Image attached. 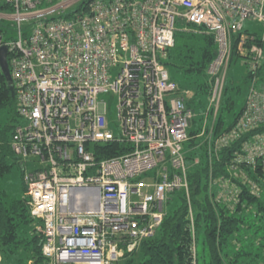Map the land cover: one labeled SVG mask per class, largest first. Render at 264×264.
Listing matches in <instances>:
<instances>
[{"label":"built area","instance_id":"obj_1","mask_svg":"<svg viewBox=\"0 0 264 264\" xmlns=\"http://www.w3.org/2000/svg\"><path fill=\"white\" fill-rule=\"evenodd\" d=\"M0 20L17 22L15 38L0 25L20 120L11 148L48 264H124L155 236L176 191L187 196L195 240L189 170L200 161L188 160L186 143L196 114L165 62L186 26L214 36L215 125L237 42L255 76L234 127L198 136L217 155L264 125L256 75L264 34L244 30L247 21L264 25V0H0ZM263 157L264 134H256L228 172L251 184L241 166ZM221 181L223 196H233L231 180ZM210 185L218 186L212 174Z\"/></svg>","mask_w":264,"mask_h":264},{"label":"trees","instance_id":"obj_2","mask_svg":"<svg viewBox=\"0 0 264 264\" xmlns=\"http://www.w3.org/2000/svg\"><path fill=\"white\" fill-rule=\"evenodd\" d=\"M261 45L262 42H260ZM217 55L214 36L204 28L188 25L177 32L175 46L169 50L165 62L181 93L186 92L187 104L196 114L190 130L192 150L188 160L199 159L189 170L190 197L194 210L195 240L191 232L189 204L183 191L173 192L168 204L176 201L177 208L166 213L155 236L145 240L140 248L126 254L124 264H264V157L254 166H241L252 181L244 182L228 172L235 154L244 141L256 134H264V125L247 133L240 140L210 156L201 133L204 118L212 117L210 107L212 80L208 67ZM246 59L239 55L237 42L233 62L246 67ZM241 83L226 84L214 135L230 130L245 109L235 112L237 97L249 88L254 73L248 71ZM264 86V62L256 72ZM182 78L180 81L179 78ZM207 98L203 104L198 98ZM247 97V96H246ZM246 102V99H245ZM207 106V110L206 107ZM225 112L229 114L225 115ZM232 115V117H230ZM20 122L15 87H11L0 67V182L14 167L23 168L11 148L14 129ZM196 139L201 141L197 144ZM119 146V145H110ZM123 150V147H119ZM110 156V154H109ZM218 182L211 187L210 177ZM231 180L233 196L224 197L221 180ZM22 196L8 201L0 188V253L2 264H48L42 253L43 235L37 231V221L30 214L29 197L23 181ZM219 195H222L219 198ZM202 238V249L198 243ZM195 245L196 253L193 254Z\"/></svg>","mask_w":264,"mask_h":264},{"label":"rangeland","instance_id":"obj_3","mask_svg":"<svg viewBox=\"0 0 264 264\" xmlns=\"http://www.w3.org/2000/svg\"><path fill=\"white\" fill-rule=\"evenodd\" d=\"M0 25H2V27L4 26H9L11 27L14 31L11 32V37L15 38L17 37V22L16 21H6V22H2V20H0ZM28 24L26 21H23V30H25L27 28ZM244 30L252 33V34H256L258 36H262L264 34V25L263 24H259L256 22H252V21H247L245 23L244 26ZM27 32H30V30H27ZM243 64L240 62H231V66L227 75V82L226 84H228L229 87L233 86L232 83L235 82L236 84L241 83L242 78L244 77V75L246 74V67L242 66ZM180 81H182V78H179ZM248 90L244 89L242 91V93L240 95H238L237 99H236V103L237 106H235L234 111L238 112L242 107L243 104L245 103V99L247 96ZM202 101V103L206 104L207 103V98H198V102ZM200 103V102H199ZM208 106V103H207ZM207 106L206 110H207ZM113 115L115 116V110L113 109ZM225 115H229L227 114V112H225ZM230 117H232V115H230ZM213 117H209L207 116L206 118H204L203 120V124H201V133H203V130L206 132V134H209L211 132V130L213 129L214 132V125H213ZM215 136V135H214ZM204 139V136H201ZM200 137V138H201ZM201 140L200 139H196L195 142L198 144ZM192 145V142H187L186 143V148L190 149ZM0 188L3 189L6 194H7V199L8 201H12L15 199H18L22 196V188H23V178H22V171L21 169H19V167H14L12 172L7 175L1 182H0ZM177 202L173 201L171 203H167L166 205V210L169 213H172L176 208H177ZM199 243H198V249L199 251H201L202 249V238L201 236L199 237ZM256 264H260L259 262Z\"/></svg>","mask_w":264,"mask_h":264},{"label":"water","instance_id":"obj_4","mask_svg":"<svg viewBox=\"0 0 264 264\" xmlns=\"http://www.w3.org/2000/svg\"><path fill=\"white\" fill-rule=\"evenodd\" d=\"M0 67H1L3 74L5 75L7 79L8 84L11 87H14V81H13L9 63H8V49L6 46H3L0 48Z\"/></svg>","mask_w":264,"mask_h":264}]
</instances>
